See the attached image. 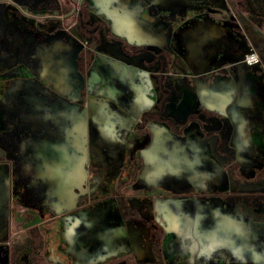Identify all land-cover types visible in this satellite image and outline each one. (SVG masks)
I'll return each instance as SVG.
<instances>
[{
	"label": "crops",
	"instance_id": "crops-1",
	"mask_svg": "<svg viewBox=\"0 0 264 264\" xmlns=\"http://www.w3.org/2000/svg\"><path fill=\"white\" fill-rule=\"evenodd\" d=\"M127 24L128 33L144 38V29ZM113 49L118 60H108L107 88L113 98L100 103L93 97L83 104L86 81L79 65L81 46L74 38L65 41L49 35L32 46V41L9 32L0 40V52L9 59L0 75V264H26L27 254L48 264L69 256H75L78 264H100L124 253L148 264H155L158 256L165 264L264 261V199L256 204L259 219L251 220L249 200L243 197L239 210L229 198L236 188L245 195L251 190L264 194V176L255 177L264 168V78L259 76L257 89L251 91L246 87L249 76H242V88L236 93L234 79L225 78L227 88L219 85L229 89L225 95L213 87L210 94H191L181 104L185 114L197 113L199 108L222 113L224 130L212 129L205 138L196 127V137L186 134L170 140L166 126L152 121L150 140L141 144L135 122L161 103L162 94L154 89L150 74L140 69V55L129 64L121 47ZM15 69L23 76L13 77ZM94 73L96 79L99 72ZM42 79L52 91L49 98L54 96L46 110L29 103L42 101L38 88L44 84ZM27 86L32 93H26ZM133 86L136 91L129 93L128 87ZM64 100L67 107L58 110L57 104ZM91 120L97 125L91 126ZM213 124L218 127V120ZM91 131L97 137L92 153ZM15 136L11 158L9 143ZM42 148H47L45 153ZM54 148L63 150V155L57 157ZM126 153L136 154L141 161L129 200L136 214L129 219L117 200L102 199L111 176L123 177L117 167L123 165ZM228 158L235 159L242 175L254 182L238 183L226 166ZM91 162L99 167L94 177ZM28 178L31 185L21 186ZM31 195L39 198L34 201L38 211L34 224L42 213L51 219L65 215L62 233L40 243L25 236L18 219L21 210L15 209L14 202ZM90 197L97 202L91 205Z\"/></svg>",
	"mask_w": 264,
	"mask_h": 264
},
{
	"label": "rangeland",
	"instance_id": "rangeland-1",
	"mask_svg": "<svg viewBox=\"0 0 264 264\" xmlns=\"http://www.w3.org/2000/svg\"><path fill=\"white\" fill-rule=\"evenodd\" d=\"M180 1L181 4H178V0H123L122 4L117 0H0V40H5L9 32L16 33L22 40L32 41V46L43 42L49 35L57 34L65 41L74 38L81 46L79 65L86 81L83 104L91 102L93 97H96L100 103L106 102L109 97L113 98L107 89L111 79L109 61L113 62V59L117 58L113 47H121L125 51L129 64H134L135 57L140 55L142 57L140 69L150 74L154 89L162 94L161 103L141 115L135 122L137 126L135 130L142 135L141 144H146L150 140L149 136L152 133L149 127L152 121L166 126L170 132L168 135L170 140L172 137H181L186 134L196 137L197 128L202 130L205 138H208L212 129L224 130L226 123L224 115L215 110H201V108L197 113L185 114L181 111V104L191 94H210L215 82L225 78L234 79L236 83L234 86L237 88L234 90L235 93L241 90L242 86L239 83L244 75L250 78V84L246 87L248 86L251 91L257 89V78L259 76L264 78V58L262 57L264 20L257 18L253 20L250 16H264L262 14L264 8L257 7L260 9L258 14L252 11L244 0ZM117 16L123 17L121 19ZM128 21L145 30L144 38L137 39L128 33ZM141 21L147 27L143 28ZM209 23L217 24L222 28V32L207 31L206 27ZM252 53H256L260 58V62L255 63V67L247 63L248 55ZM7 59V54L0 52V75L7 67ZM96 69L99 73L94 79ZM22 76L23 73L20 70L13 71V77ZM42 81H44L42 88L38 85L42 93V101L35 99L29 103L36 109L46 110L48 106L46 104L53 102L54 96L51 95L49 98V92H52L49 89V83L43 79ZM29 89L31 88L27 86L28 94L32 93ZM133 91H136L134 86L128 87L129 93ZM47 99L49 101L45 102ZM27 103L25 104L28 108L29 103ZM61 103L57 104L58 110L65 109L68 105L67 100ZM107 103L110 102L107 101ZM169 106L174 109L170 111ZM215 120H218V127L213 124ZM92 125H97L95 120H91ZM41 135L44 134L41 133ZM88 139L91 142L90 152L92 153V142L97 141L96 134L91 131ZM17 140V136L10 138L9 156L11 158L14 156ZM46 150L47 148H42L44 153ZM53 150L57 157L63 155V150L57 148ZM124 157L123 165L119 164L117 167L120 172H123V177L111 176V180L107 182L109 189L102 199L107 202L112 199L117 200L125 219H129L136 214L129 207V200L134 195L131 189L134 187V179L139 173L141 161L136 154L126 153ZM126 159H130L131 162H127ZM231 160L234 172L240 178L238 183L248 181L253 183V178L242 175L235 159L231 158ZM226 166L228 169L231 168L228 160ZM90 167L91 176L94 177L98 174L99 167L94 162H91ZM263 175L264 168L258 171L255 177ZM31 183L32 178H28L21 181L20 185L27 187ZM39 186L43 187L42 182L38 184ZM243 197L249 200L251 207H256L258 199H264V194L251 190L248 195H245L242 194L241 188H236L229 194V198L233 200L232 207L240 210ZM38 199L33 195L26 196L20 202L18 201L19 203L15 201L14 205L16 210H21L18 213L19 218L16 211V218L21 221L25 236L35 238L40 243L44 240L48 241L50 235L64 231L65 215L51 219L49 215L42 213L40 221L34 224L35 216L38 215L34 201ZM88 199L91 205L97 202L96 197ZM21 203L24 206H19ZM250 219L257 220L259 217L255 214ZM50 226L52 228L49 230ZM62 228L63 230L59 231ZM27 256L29 259L26 264H48L33 255L27 254ZM57 262L54 264H78L75 256H69L63 260L57 258ZM104 264L148 263H140L130 254L124 253L116 260L107 259ZM155 264L165 263L158 256ZM248 264H264V261L258 262L251 258Z\"/></svg>",
	"mask_w": 264,
	"mask_h": 264
},
{
	"label": "flooded vegetation",
	"instance_id": "flooded-vegetation-1",
	"mask_svg": "<svg viewBox=\"0 0 264 264\" xmlns=\"http://www.w3.org/2000/svg\"><path fill=\"white\" fill-rule=\"evenodd\" d=\"M247 4H248V6L252 9V11H254V12H257L258 14L260 13V9L259 8H264V0H244ZM123 2V0L122 1H118V3H122ZM123 4V3H122ZM178 4H181V1L180 0H178ZM257 7H259V8H257ZM262 14H264L263 12H262ZM253 20L255 19V18H257V19H260V20H264V16H250ZM209 25L211 26L212 24L211 23H209ZM262 25V24H261ZM213 27H212V29H214V30H212V31H216V32H219V31H222V28L221 27H219L217 24H215V25H212ZM249 56V55H248ZM251 61V60H250ZM260 62V58H259V55H258V60L256 61V62H249V60H247V63L248 64H250V65H252L253 67H255V63H259ZM221 80V79H220ZM216 81L217 82V84H214L215 86L214 87H216L218 90H220V93H223L224 95H225V92L224 91H229V89H225V88H227L226 87V85H225V82H224V79L223 80H221V81ZM224 86L225 88L222 90V88H220V86ZM231 92H229V94H230ZM229 96V95H228ZM228 162L230 163V166H231V168L229 169L230 171H231V173L235 176V178L237 179V180H240V178L235 174V172H234V166H233V164H232V160H231V158H228ZM264 176V175H263ZM252 207H254V206H252ZM251 207V215H250V217L251 216H254L255 214L257 215V212H258V210H257V207H254V208H252ZM20 227V226H19ZM107 260H105V261H103L102 263L104 264L105 262H106ZM158 261V260H157Z\"/></svg>",
	"mask_w": 264,
	"mask_h": 264
},
{
	"label": "built area",
	"instance_id": "built-area-1",
	"mask_svg": "<svg viewBox=\"0 0 264 264\" xmlns=\"http://www.w3.org/2000/svg\"><path fill=\"white\" fill-rule=\"evenodd\" d=\"M249 60H251V61H249L251 63L256 62L258 60V55L256 53H252L251 58Z\"/></svg>",
	"mask_w": 264,
	"mask_h": 264
},
{
	"label": "bare ground",
	"instance_id": "bare-ground-1",
	"mask_svg": "<svg viewBox=\"0 0 264 264\" xmlns=\"http://www.w3.org/2000/svg\"><path fill=\"white\" fill-rule=\"evenodd\" d=\"M251 58V55L248 56V60ZM250 61V60H249Z\"/></svg>",
	"mask_w": 264,
	"mask_h": 264
}]
</instances>
